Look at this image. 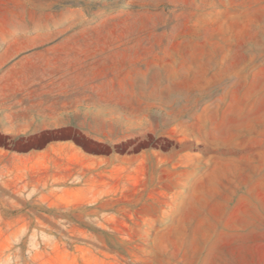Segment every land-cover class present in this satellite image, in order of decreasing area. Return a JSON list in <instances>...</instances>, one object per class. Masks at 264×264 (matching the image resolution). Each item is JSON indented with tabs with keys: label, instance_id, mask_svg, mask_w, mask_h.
<instances>
[{
	"label": "rangeland",
	"instance_id": "374dc122",
	"mask_svg": "<svg viewBox=\"0 0 264 264\" xmlns=\"http://www.w3.org/2000/svg\"><path fill=\"white\" fill-rule=\"evenodd\" d=\"M66 27L150 55L97 137L0 138V264H264V0H0Z\"/></svg>",
	"mask_w": 264,
	"mask_h": 264
},
{
	"label": "crops",
	"instance_id": "0c3cea01",
	"mask_svg": "<svg viewBox=\"0 0 264 264\" xmlns=\"http://www.w3.org/2000/svg\"><path fill=\"white\" fill-rule=\"evenodd\" d=\"M141 41L81 27L0 33V138H45L41 149L29 153H48L68 146L58 139L64 133L97 137V107L121 104L120 91L133 83L135 58L150 55L136 44Z\"/></svg>",
	"mask_w": 264,
	"mask_h": 264
}]
</instances>
